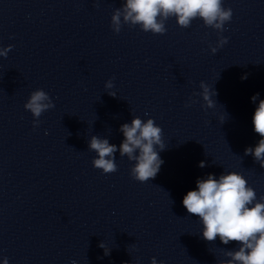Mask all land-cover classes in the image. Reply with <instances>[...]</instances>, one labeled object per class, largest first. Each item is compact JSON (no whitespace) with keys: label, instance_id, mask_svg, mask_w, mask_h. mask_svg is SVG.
<instances>
[{"label":"clouds","instance_id":"1","mask_svg":"<svg viewBox=\"0 0 264 264\" xmlns=\"http://www.w3.org/2000/svg\"><path fill=\"white\" fill-rule=\"evenodd\" d=\"M232 9L223 6V0H123L122 6L115 9L111 16V28L115 33L121 31L123 24L139 26L144 32L164 34L165 22L174 17L182 28H188L194 19H200L206 27L218 32L224 31V25L232 19ZM227 37L220 36L217 46L211 47L215 54L219 47L226 44ZM0 48V57H6L12 49ZM246 75L242 79H246ZM107 89L113 87L112 81L105 84ZM200 88L207 108L215 106L212 96L216 95L214 89L211 94L208 86L201 81ZM115 97L114 92L108 93ZM259 93L253 95V103L257 101ZM195 102V101H193ZM55 105L49 95L42 89H37L30 94L24 108L34 117L33 125L39 124V117ZM187 106V105H186ZM254 132L261 138L255 147L245 148L244 154L251 155L261 168H264V99H260L252 116ZM119 131L123 140L119 148L109 143L106 138L92 136L89 140V150L97 154L92 164L109 174L117 171L115 153L130 161H135L131 168V176L139 182L154 179L160 171L164 161L159 152L165 149L162 141V129L156 125L154 119L146 121L133 117L130 123H124ZM206 166L204 161L198 165ZM183 206L189 214H195L201 222L203 239L209 242L219 237L224 245L236 242L238 247L225 251L226 260L217 264H264V196L257 199L255 190L248 186L246 178L237 172H223L217 178L208 174L206 178H198L196 190H190L183 197ZM99 247L106 250L103 242ZM3 264H8V259H3ZM151 264H158L155 257ZM159 264H164L160 261Z\"/></svg>","mask_w":264,"mask_h":264}]
</instances>
